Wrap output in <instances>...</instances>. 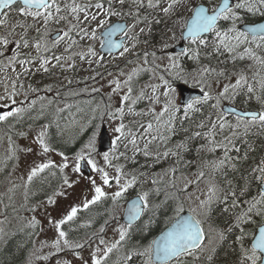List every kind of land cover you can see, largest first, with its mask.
Masks as SVG:
<instances>
[{"label":"snow or ice","instance_id":"obj_1","mask_svg":"<svg viewBox=\"0 0 264 264\" xmlns=\"http://www.w3.org/2000/svg\"><path fill=\"white\" fill-rule=\"evenodd\" d=\"M249 16L261 19L250 22ZM161 24L165 27L157 45L154 32ZM117 33L119 40L113 39ZM180 42L179 52L168 51ZM105 55L122 60L128 70L121 69L108 80V102L92 108L87 129L80 128V134L86 130L91 134L71 157V171L78 179L70 180L65 172L70 158L57 151L52 140L54 132L64 131L61 120L66 127L76 125V113L65 103L55 107L53 118L48 119V110L65 85L41 88L25 84L23 78L35 73L52 77L57 69L74 71L77 60L101 66ZM186 62L195 67L187 68ZM145 75L149 79L141 84ZM180 83L199 88L200 94L184 97ZM90 91L98 93L100 88ZM113 95L119 97L118 105L111 103ZM253 99L260 104L258 110L234 106L238 100L247 104ZM224 102L230 106L226 108ZM205 107L212 111L195 123L198 130L183 126ZM42 119L47 122L39 124L32 143L38 146V154L56 152L61 162L51 158L34 162L26 178H21L22 185L13 183L0 193L9 201L4 204L0 198L4 208L0 244L6 245L15 235L5 225L10 222V207L18 215L14 206L18 187L23 188L21 207L31 212L42 203L55 204L56 197L66 196L79 178L91 186L90 198L84 196L59 219L49 217L56 238L50 245L42 241L41 248L54 251L29 252L24 264H33V257L47 261L65 251H71L81 264H218L222 253L225 259L231 257L228 264H264V153L256 157L247 139L253 129L264 131V0H209L199 5L191 0H0V128L7 130L8 145L4 161H18L21 153L33 151L31 146L17 144L13 135L29 138ZM105 122L114 126L108 149L101 152L98 140ZM176 136L182 138L172 143ZM197 140L204 142L196 144ZM137 153L145 158L139 168L126 171V164L113 163L123 158L136 165ZM190 155L194 158L188 159ZM209 155L213 158H205ZM98 156L104 166L98 164ZM168 161L166 168L152 171ZM84 168L98 174L99 183L96 175L84 176ZM46 172L51 177L59 174L60 183L45 201L29 207L30 195L36 194L30 186ZM100 206L103 213L95 215L106 218L98 230L69 238L70 232L94 222L95 216L73 227L79 213ZM111 223L116 226L108 239L106 227ZM38 225L32 216L19 231L35 230ZM86 248L88 258L82 255Z\"/></svg>","mask_w":264,"mask_h":264},{"label":"rangeland","instance_id":"obj_2","mask_svg":"<svg viewBox=\"0 0 264 264\" xmlns=\"http://www.w3.org/2000/svg\"><path fill=\"white\" fill-rule=\"evenodd\" d=\"M198 1H204L206 3L209 2V0H191L192 5L195 4ZM116 18H113V20H115ZM178 32V31H177ZM179 36V33H178ZM161 38H156L154 37V42L158 45L159 41ZM172 43V42H170ZM96 47L99 48V40L96 41ZM159 54V53H158ZM162 63H167V61H163ZM187 66H190L189 63H187ZM77 71H73L70 72L68 74V79L72 80L71 85L68 88H61V95L59 97H56V104H54L51 108H49V110H53L55 107L59 106V107H63L65 103L72 105L71 111L73 113H76V125L75 126H65V122L63 120H61V127L64 129L63 133L60 134V138L61 143H69V144H75L77 143V145L80 144H84L90 133V130H86L84 131L83 134H80V128L84 127L87 129V121L88 118L92 115L91 109L94 108L98 103H100L101 101H104L105 103L108 102V94L111 92V88L108 85V80L112 79L113 76H116L119 71L121 69H124L125 71H127L128 69L125 68V64L122 60L120 59H116L113 60L111 57L106 56L105 57V62L103 65L101 66H96L95 64H93L92 66H88L87 64H82L79 60H77ZM99 72L101 73V76H96V73ZM161 72H163V70H161ZM108 73H111L112 75L109 76ZM96 76V79H85L86 77H93ZM58 76L57 74L52 77V79H56ZM149 79L148 75H145L141 78L140 83L143 84L145 82H147ZM58 86L63 83L64 85L67 84L65 78H63L62 80L60 79V81H57ZM96 87V88H100V92L98 93H93L90 91L91 88ZM214 89L216 88V86H213ZM89 89V91H83V89ZM162 90V89H161ZM70 91L72 92H78L79 95H67V93H69ZM54 95V93H51ZM111 103L114 105H118L119 104V97L113 95L112 101ZM224 103H229V102H224ZM77 107H79L80 109H82L81 112H77ZM140 108L144 107V104H141L139 106ZM157 110H159V108H157ZM52 112V113H53ZM67 111L64 113L65 116H67ZM134 117H129L128 119H133ZM138 119V118H136ZM97 123L99 122V120L96 121ZM104 126H106L109 134L112 136V133L110 131V128L114 125H109L107 122L104 123ZM26 127V125H25ZM39 127V125H34V129L33 132L30 133L29 138L24 139V138H17L15 135H13V139L16 141L17 144L21 145V146H31L33 148V151L31 153H21L20 154V158L18 161H16V168L15 170H12L11 172V176H9L8 181L5 184V187H9L11 184L13 183H17L18 185H22L24 180L21 179L26 178L27 172L29 170V168L33 165V163H39L42 162L45 159L51 158L52 160H54L56 163H60L61 162V157L59 155L56 154V152H51L49 153L47 156H43L38 154L39 153V148L36 144L32 143V136L35 133V130ZM73 138H75L74 142ZM81 147V146H80ZM80 147H78L76 150H78ZM6 148V147H4ZM121 151H123L124 149L121 147L120 149ZM59 151H63V150H59ZM154 151V149H153ZM66 155L69 156L70 158V167L68 169L65 170L66 174L69 176L70 180H75L78 179L77 174L73 173L71 171V157L74 154L73 153H65ZM129 155L131 154V150L129 149ZM98 161V164L100 166H104L103 164V160L101 157H97L96 158ZM113 163H119V164H126V161L121 158L119 161H113ZM170 163V162H169ZM168 162H166L164 165L161 166V168H166L169 164ZM134 168V167H133ZM110 171V174L114 175V172L111 171V169H108ZM126 171L131 170L127 168H125ZM84 174V173H83ZM59 175V174H57ZM91 175H96L97 176V182L99 183V179H98V174L95 173H91ZM84 176H86L84 174ZM80 182L76 185L73 186L72 189H67V195L64 197H56V203L53 205H48L46 202L42 203L41 206L39 208H37V210L35 212H31L29 210H27L24 214V217H20V219H25L24 223H27L28 220L32 217L35 216L36 219L39 221V225L37 227V229H35L36 234L34 235V243L33 246L31 248V250L29 252H35L36 255H47L50 252H53L54 249L50 248V247H43L41 248V242H47L49 245L51 244V242L56 238V229L49 224V217H51L52 219H59L62 217V215L66 214V211L70 208L71 205L79 203L81 201V199L84 197L81 194V190L83 188V185L88 183L87 180L83 179V178H79ZM59 182V180L57 181ZM16 184V185H17ZM59 185V184H58ZM58 185L54 188V190L58 187ZM11 187V186H10ZM90 188L91 186L89 185V191L86 192L85 196H88V198H90ZM19 190H23V188H19ZM107 190V189H106ZM114 190V189H113ZM83 193V192H82ZM41 201H45V200H39L35 203H32L29 205V207L31 205L37 204ZM1 216V215H0ZM106 217H95L93 225L91 227H81L78 228V231H75V233L70 232L69 233V238H76L78 236H84L86 234H91V232L98 230L99 226L103 223V219H105ZM0 219H3L2 217H0ZM100 219V220H99ZM87 221L86 219H83V222ZM115 223H111L106 227V238L108 239H112L113 238V231L112 229L115 227ZM6 228V226H5ZM33 230V229H32ZM66 230V228H65ZM67 231V230H66ZM90 254V249H84L82 252V255L85 258H88ZM116 257L115 255H113V258ZM58 260H71L72 264H81V262L76 259L73 256V253L71 251H65L63 253H58L54 256H49V259L47 261L44 260H37L33 257V264H57ZM25 262V261H24ZM24 262L22 264H24Z\"/></svg>","mask_w":264,"mask_h":264},{"label":"trees","instance_id":"obj_3","mask_svg":"<svg viewBox=\"0 0 264 264\" xmlns=\"http://www.w3.org/2000/svg\"><path fill=\"white\" fill-rule=\"evenodd\" d=\"M247 19L250 22H257L261 18L257 16H249ZM163 26L165 27V25L161 24V25L156 26V28H162ZM178 33L179 31L177 32V35ZM187 63H189L190 66H187ZM204 63H208V61H204ZM213 63H215V61H213ZM244 63L247 64L248 61H245ZM186 67L189 69H192L195 67V65L192 64L191 62H186ZM161 74H163V72H161ZM39 80L40 79L38 77V73H35L32 78L28 79L27 83L29 82L33 84L34 82L33 85L37 86ZM45 82H47V80ZM43 85H44V81H43ZM236 104H238L239 106H242L245 109H249V110H258L260 108V104L257 101H255V99L249 101L247 104L238 100ZM210 111H212L210 108L205 107L201 114L195 115L189 122H186L183 126L185 128H190L191 131L198 130L195 128V123L199 122L201 119L207 116ZM230 119L234 120V117H230ZM46 122L47 120L42 119L41 121H38L37 124L46 123ZM6 131H7L6 129L0 128V135L3 134L0 138V167H4L5 164L7 165L4 171H0V193L7 192V190L4 188L3 185L9 179L8 173H11L13 164H14V161H4V157L7 155V151L6 149H3L2 143L5 141L4 137H6L5 136ZM55 137L56 135L54 132V138ZM181 138H182L181 136L174 137L172 143H175L176 140H179ZM247 139L249 143H251L255 147L256 151L254 155L256 157H259L262 153H264V131L253 129L251 132H249ZM203 142H204L203 140H197L195 143L199 144ZM60 147L65 153L68 154V153L75 152L78 145L77 143L72 144V145L68 143H63V144L60 143ZM153 149L155 150V148ZM131 154L130 155L128 154V155L131 156ZM216 155H220V153L217 152ZM193 158L194 157L191 155L188 157V159H193ZM205 158L211 159L213 157L209 155V156H206ZM136 160H137L136 165H133L130 162H126L127 168L128 169H132L133 167L139 168V166L143 165L145 162V158L139 153L136 154ZM169 162L171 163V161H168V163ZM251 162L252 161L250 160L249 163ZM165 163H161L160 165L154 167L152 171H159L161 169V166L164 165ZM140 170H143V169H140ZM58 180L60 181L59 175H57L56 177H51L48 175L47 172L44 174H41L40 177H37L34 180L33 184L30 186L32 192H35L36 194L30 195L28 205L38 201L39 199L46 197V195L51 194L54 191V187H55L54 185L57 184ZM0 198L3 199L4 204L9 203L6 196L0 197ZM14 203H16L14 206L19 210L18 215L16 213H12L11 207H10L7 210L10 222L7 223L5 226H6V230L14 232L15 235L9 238L8 243L6 245L0 244V264H22L26 260L29 254V251L31 250L33 243H34V235H31V236L28 235V233L33 232L34 230L25 227V230L23 232L19 231L21 227H24L27 224V223H24L22 219H20V217L22 218L24 217V214L27 211L26 208L21 207V205L24 204L23 191L18 192V193L15 191ZM3 211H4L3 204H0V212H3ZM103 211H104L103 206H100L99 208L94 207L91 211H83L82 217L86 220H88L89 218L93 216L100 217L101 219V216H96L95 214L97 212L103 213ZM0 217L3 218L2 215ZM226 218H227L226 215L224 217H220L218 218L217 222L222 224V221ZM230 259L231 257H228L227 259H225L222 253L221 258L218 260V264H228V261Z\"/></svg>","mask_w":264,"mask_h":264},{"label":"water","instance_id":"obj_4","mask_svg":"<svg viewBox=\"0 0 264 264\" xmlns=\"http://www.w3.org/2000/svg\"><path fill=\"white\" fill-rule=\"evenodd\" d=\"M118 35H120V33H117L113 39H115ZM183 46V42H180L178 45H176L175 47H173L170 52L171 53H175V52H179L181 50V47ZM179 87V90L183 92V96L184 97H189V96H193V95H199L200 94V90L199 89H196V88H191L187 85H184V84H179L178 85ZM226 108L229 107L230 105L229 104H226L224 105ZM237 108V107H236ZM237 109H240V108H237ZM109 141H110V136L106 130L105 127H102L101 129V136L98 140V144H99V150L102 152V151H105L108 149V146H109ZM83 171H87L88 168H84L82 169Z\"/></svg>","mask_w":264,"mask_h":264},{"label":"flooded vegetation","instance_id":"obj_5","mask_svg":"<svg viewBox=\"0 0 264 264\" xmlns=\"http://www.w3.org/2000/svg\"><path fill=\"white\" fill-rule=\"evenodd\" d=\"M202 2H204V1H202ZM75 71H77V69H75ZM57 76L58 77L56 79H52V77H54V76L50 77L51 78V81L47 82V84H54V87H55L57 85V83H58L57 82L58 80L60 81V79L62 80L63 78L66 77V76H64V74H57ZM32 77H33V75L32 76H28V77H24L23 78L24 79V82L25 81H28V79H30ZM25 84H27V83L25 82ZM48 96H51V95H48ZM52 96H53V94H52ZM48 112H49L48 119H52L53 117H52V114L51 113L53 112V110H48ZM60 141H61V139H60V136L59 135L52 140V142H54L56 144V146H58V144L60 143ZM90 174H91V172H88V174H85V175L87 176V175H90ZM87 191H89V184L88 183H86V184L83 185V188L81 190V194L83 196H85V194H86ZM80 221H81V218H78V220L76 221V224L73 225V227H77L78 225H81ZM66 230H68L67 227H66Z\"/></svg>","mask_w":264,"mask_h":264}]
</instances>
